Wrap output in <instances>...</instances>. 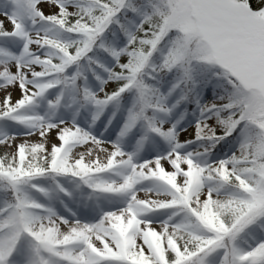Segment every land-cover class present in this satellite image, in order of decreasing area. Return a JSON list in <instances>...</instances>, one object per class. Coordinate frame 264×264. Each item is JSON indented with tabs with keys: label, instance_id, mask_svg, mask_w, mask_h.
<instances>
[{
	"label": "snow or ice",
	"instance_id": "obj_1",
	"mask_svg": "<svg viewBox=\"0 0 264 264\" xmlns=\"http://www.w3.org/2000/svg\"><path fill=\"white\" fill-rule=\"evenodd\" d=\"M0 264H264V0H0Z\"/></svg>",
	"mask_w": 264,
	"mask_h": 264
}]
</instances>
